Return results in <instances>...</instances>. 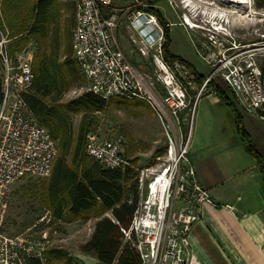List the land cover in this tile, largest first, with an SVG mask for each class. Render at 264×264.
Returning <instances> with one entry per match:
<instances>
[{
  "label": "built area",
  "instance_id": "obj_1",
  "mask_svg": "<svg viewBox=\"0 0 264 264\" xmlns=\"http://www.w3.org/2000/svg\"><path fill=\"white\" fill-rule=\"evenodd\" d=\"M74 1L77 12L73 50L89 82L88 90L105 100L118 96L144 100L162 120L168 119L164 124L168 149L159 162V169L138 171L139 198L130 225L122 228L124 237L139 252V264H186L188 235L201 217L199 207L205 202L216 203L202 186L190 162L191 128L189 126L185 133L182 123L190 118L191 124L195 107L191 102L192 91L197 93L196 99L205 90L215 92L213 87L207 86L211 76L198 85L187 63L166 59L163 49L165 26L138 0L125 9L116 7L114 0ZM183 2L188 4L187 0ZM125 15L132 49L151 62V71L135 67L120 43L119 31ZM188 18L184 14L183 24L191 27ZM225 30L215 21L208 30L209 38L215 42L220 32L228 34ZM8 45L9 38L1 34L0 264H29L32 259L47 264L48 245L44 238L29 230L10 235L4 229L11 185L24 176H50L57 156L56 140L39 123L23 97L34 77L33 49L27 45L12 55ZM229 49L234 48L230 45L227 51ZM216 51L219 55L201 53L213 67L212 73L221 71L236 103L264 121V91L260 81L249 83L242 65L233 63V54L222 53V48ZM235 73L239 74L238 77ZM125 143L123 133L102 136L92 131L87 135L86 153L103 166L124 167L131 165L125 155ZM51 217L53 215L48 210L39 216L35 225L46 220L49 222Z\"/></svg>",
  "mask_w": 264,
  "mask_h": 264
},
{
  "label": "trees",
  "instance_id": "obj_2",
  "mask_svg": "<svg viewBox=\"0 0 264 264\" xmlns=\"http://www.w3.org/2000/svg\"><path fill=\"white\" fill-rule=\"evenodd\" d=\"M264 8V0H256ZM165 26L163 45L166 59H179L194 72L198 85L206 75L171 51L172 37L162 13L150 6ZM77 7L74 0H0V36L9 38L12 55L27 45L33 49L31 87L23 93L29 108L57 143L50 176L34 184V195L42 207L52 211L58 220H88L96 222L90 237L80 245L83 253L96 258V264H139V252L126 240L122 228L130 225L139 198L138 170L135 160L124 167H106L86 153V139L94 126L95 113L104 111L110 103L120 100L103 99L84 90L66 98L72 89L82 88L87 78L81 71L73 50V30ZM258 79L264 91V51L258 55ZM220 101L232 111L237 131L246 150L256 158L263 175L264 162L246 130L235 99L209 79ZM88 87V86H87ZM233 94V93H232ZM3 98V72L0 65V101ZM80 118L74 127L73 115ZM184 122L182 123V126ZM184 131L186 129L184 125ZM166 147L159 150L164 154ZM48 264H78L71 253L61 247L47 249ZM29 264H42L38 259Z\"/></svg>",
  "mask_w": 264,
  "mask_h": 264
},
{
  "label": "rangeland",
  "instance_id": "obj_3",
  "mask_svg": "<svg viewBox=\"0 0 264 264\" xmlns=\"http://www.w3.org/2000/svg\"><path fill=\"white\" fill-rule=\"evenodd\" d=\"M138 1L144 8L152 6L159 10L165 21L170 24L171 51L183 56L207 78L211 76L210 79L214 80L220 87L226 91L230 90L222 72L213 74V67L203 59L201 53L203 55H219L216 50L222 48V53L227 52L235 56L234 64L242 65L249 83L259 82L258 55L264 51V8L257 7L256 0H249L246 8L229 4L225 0H187L188 4L183 2L184 0H171L172 3L168 0ZM134 3V0H114L116 7L124 9L133 6ZM184 14L188 15L196 26L189 27L183 24ZM215 21L221 23L228 34L223 35L220 32L218 40L214 42L209 38L208 30ZM127 24L128 20L125 15L122 18L119 33L120 43L126 55L135 67L151 71V62L144 60L132 49ZM230 45L234 49L227 51ZM238 75L235 73L236 77ZM197 81L195 76V82L197 83ZM87 86H89L88 80H86L84 87L70 90L65 97L77 96L87 90ZM205 92L208 91L205 90L202 94ZM115 98L120 100L118 104L110 103L104 111L95 113L94 126L89 132L93 131L102 136H114L123 133L126 139L125 155L131 164L132 160H135L138 171L142 169H149V172L156 171L159 169V162L165 157V154H158L157 152L163 147L168 149L169 145L164 126L168 119L162 120L144 100L121 96ZM205 103H207L205 96L201 99L197 98L191 124L190 118L184 121L185 133H187L189 126L193 132L197 120L196 116L201 112V106ZM79 118V114L73 115L74 127L77 126ZM231 119L227 118L223 122L224 129L231 130ZM39 179H43V177L24 176L11 185L7 197L5 231L10 235H16L29 230L36 236L44 238L48 248L61 247L67 249L75 257L78 264H96L97 261L93 255L83 253L80 250V245L90 237L93 231L97 219L95 216L88 220L77 219L74 221L58 220L53 216L49 222L46 220L35 225L42 213L51 211L42 207L34 195L36 190L34 184L38 183Z\"/></svg>",
  "mask_w": 264,
  "mask_h": 264
},
{
  "label": "crops",
  "instance_id": "obj_4",
  "mask_svg": "<svg viewBox=\"0 0 264 264\" xmlns=\"http://www.w3.org/2000/svg\"><path fill=\"white\" fill-rule=\"evenodd\" d=\"M226 92L233 97L231 90ZM203 96L207 103L196 116L188 156L216 204L200 205L201 217L188 235L186 264H264L262 171L244 147L230 108L216 91L205 92L199 99ZM196 100L192 91L191 102ZM235 104L264 162V121ZM227 118H232L231 130L224 129Z\"/></svg>",
  "mask_w": 264,
  "mask_h": 264
},
{
  "label": "bare ground",
  "instance_id": "obj_5",
  "mask_svg": "<svg viewBox=\"0 0 264 264\" xmlns=\"http://www.w3.org/2000/svg\"><path fill=\"white\" fill-rule=\"evenodd\" d=\"M225 1H227L229 4L236 5L237 7L243 6L246 8L249 4V0H225ZM236 14L240 15L239 13ZM188 21L190 22L191 26H196L189 18Z\"/></svg>",
  "mask_w": 264,
  "mask_h": 264
}]
</instances>
